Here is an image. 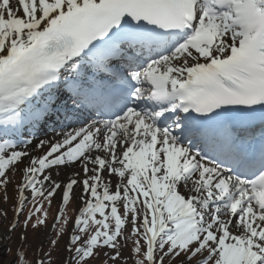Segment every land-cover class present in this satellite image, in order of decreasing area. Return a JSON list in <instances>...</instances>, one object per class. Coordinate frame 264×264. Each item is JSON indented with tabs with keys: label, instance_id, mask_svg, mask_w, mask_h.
<instances>
[{
	"label": "snow or ice",
	"instance_id": "obj_1",
	"mask_svg": "<svg viewBox=\"0 0 264 264\" xmlns=\"http://www.w3.org/2000/svg\"><path fill=\"white\" fill-rule=\"evenodd\" d=\"M10 185L33 264H264V0H0Z\"/></svg>",
	"mask_w": 264,
	"mask_h": 264
},
{
	"label": "rangeland",
	"instance_id": "obj_2",
	"mask_svg": "<svg viewBox=\"0 0 264 264\" xmlns=\"http://www.w3.org/2000/svg\"><path fill=\"white\" fill-rule=\"evenodd\" d=\"M16 180H19V173H16ZM13 184H15V181H13ZM15 197V190L12 185L8 188V199L7 202H5L2 198H0V234H3V238L0 239V258H2V264H10L12 261L15 260V253L14 249L18 248L25 243L24 247L26 246V254L28 257H33L31 260L38 258L39 249L37 247V244L34 243V241H41L46 236H50L52 234V231L49 227H40L38 229L30 230L29 228L26 229L22 233L21 228L23 225L17 227L14 231H9V226L11 225L12 221L14 220V212H13V200ZM74 201V207H72V210L76 208L75 199ZM53 203H57L56 200H53ZM49 215V214H48ZM35 221L33 220L32 223ZM48 225H51L48 223ZM68 227H71V224L68 225ZM26 236V240H21V236ZM51 237V236H50ZM65 238H62L60 241V248H63L65 243ZM48 245V242H44V247ZM102 259L103 261L99 260ZM99 260L90 261V264H104L105 258L103 256L100 257ZM57 259L53 262V264H56ZM110 263V262H109ZM131 264V262H130Z\"/></svg>",
	"mask_w": 264,
	"mask_h": 264
},
{
	"label": "trees",
	"instance_id": "obj_3",
	"mask_svg": "<svg viewBox=\"0 0 264 264\" xmlns=\"http://www.w3.org/2000/svg\"><path fill=\"white\" fill-rule=\"evenodd\" d=\"M27 228H29L31 231L33 230L31 224H29V226H28ZM54 238H55V235H54ZM24 242H25V241H24ZM24 242H23V244H22L21 246H19L17 249H16V248L14 249V253H15V260H14V261H16V257H17V254H18V253H24V254H25V257H26V259H25V264H33L34 259L31 260L33 257L31 258V257H28V256H27V254H26V250H25V249H26V246L24 247V245H25ZM60 242H61V241H60ZM60 246H61V245L59 244L58 249L60 248ZM44 249H45V250H50L49 243H48V245H46V246L44 247ZM58 249L55 250V251H52V264H53V262L57 259ZM14 261H12L10 264H13ZM100 261H103V260L100 259L99 262H100ZM16 264H18V261H16ZM45 264H47V258H46ZM109 264H110V263H109Z\"/></svg>",
	"mask_w": 264,
	"mask_h": 264
},
{
	"label": "bare ground",
	"instance_id": "obj_4",
	"mask_svg": "<svg viewBox=\"0 0 264 264\" xmlns=\"http://www.w3.org/2000/svg\"><path fill=\"white\" fill-rule=\"evenodd\" d=\"M50 134V133H49ZM77 195H78V192H77ZM3 238V234H0V239H2Z\"/></svg>",
	"mask_w": 264,
	"mask_h": 264
}]
</instances>
